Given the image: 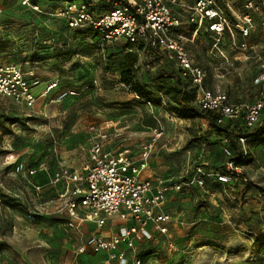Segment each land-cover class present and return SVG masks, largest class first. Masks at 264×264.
I'll return each mask as SVG.
<instances>
[{
	"label": "rangeland",
	"instance_id": "obj_1",
	"mask_svg": "<svg viewBox=\"0 0 264 264\" xmlns=\"http://www.w3.org/2000/svg\"><path fill=\"white\" fill-rule=\"evenodd\" d=\"M50 1L43 5L52 13L56 6ZM182 1L192 5V0ZM230 1L240 6L238 0ZM217 2L222 5L224 0ZM102 3L87 4L98 13L105 10ZM186 10L173 7L183 23L179 32L185 46L209 71V88L227 93L234 101L255 100L261 90L254 78L264 58L262 27H256L249 39L250 58H237L240 51L226 37L225 55H215L208 23L190 22ZM8 17L0 15V47L7 46L0 52V63L13 62L24 71L33 70L42 83L58 82L78 94L56 103L53 91L40 96L32 109L0 94V264H96L108 259L105 251H79L91 230L60 227L67 216L57 189L47 185L51 172L61 162L68 163L70 147L86 142L91 125H108L115 146L136 150L153 139L155 129L162 131L149 159L156 182L187 184L197 167L206 173H224L228 142L218 139L199 119L177 117L161 93L156 91V103L148 104L125 89L121 68L127 61L136 60L137 79L146 84L159 66L147 57L146 44L129 45L125 38L104 40L83 33L91 31L88 27L76 30L49 15ZM54 49L73 54L64 58ZM260 144L246 143L250 161L241 168L250 184H223L208 177L203 186L184 185L170 191L164 208L173 212L175 221L169 235L146 240L140 253L144 261L264 264V192L260 189L264 187V152ZM14 161L47 163L49 171L31 179L46 185L39 195L31 190L28 194L27 180L13 173Z\"/></svg>",
	"mask_w": 264,
	"mask_h": 264
},
{
	"label": "built area",
	"instance_id": "obj_2",
	"mask_svg": "<svg viewBox=\"0 0 264 264\" xmlns=\"http://www.w3.org/2000/svg\"><path fill=\"white\" fill-rule=\"evenodd\" d=\"M20 2L33 12L62 19L70 28L91 27L104 40L125 38L132 44L151 45L160 54L166 53L175 59L182 75L195 88L196 104L216 112L219 123L241 119L251 129L260 122L264 113V58L254 78L255 85L261 89L254 101H234L225 92L213 91L208 86L207 71L196 64L181 38L179 31L183 23L174 15L173 7L186 8L192 23L206 21L207 30L212 34V51L224 56L222 43L225 37L234 50H249V39L256 28L254 15L264 16V0H238V7L230 0H224L222 5L217 0H192L190 6L182 0H105L106 11L99 14L82 0L65 1L52 13L33 0ZM39 87L41 90L37 93ZM53 91H56L53 99L56 103L78 94L76 89L62 88L58 82L42 83L33 72H25L13 62L0 63V94L16 103L32 109L40 96ZM89 131V159L84 170L62 167L55 173L54 181L69 180L73 183L72 195L65 205L67 226L79 229L84 224L93 223L97 228L80 252L86 248L94 253L105 251L108 261L149 264L140 253L146 240L152 238L150 231H157L161 236L169 235L174 218L162 207L171 190H180L184 185L203 186L208 177H215L223 184L251 183L241 166L230 160L233 153L229 147L224 148L227 157L224 173H206L202 167H197L187 184L156 182L151 177H144L143 172L148 169L155 141L161 137L162 131L155 129L153 139L141 145L137 156H133L130 149L116 154L107 151L106 145L111 141L108 127L91 125ZM239 140L247 153L248 139L240 137ZM261 150L264 152V143ZM14 171L16 174L33 175L37 169L28 167L25 162L14 161ZM114 222L117 229L113 234L105 235L100 231Z\"/></svg>",
	"mask_w": 264,
	"mask_h": 264
},
{
	"label": "trees",
	"instance_id": "obj_3",
	"mask_svg": "<svg viewBox=\"0 0 264 264\" xmlns=\"http://www.w3.org/2000/svg\"><path fill=\"white\" fill-rule=\"evenodd\" d=\"M66 1V0H58ZM71 1V0H67ZM105 1V0H104ZM89 4V2H87ZM89 6V5H88ZM94 11V8L91 9ZM91 31H83V33H89L92 36L101 37V35L91 27H88ZM78 30L79 28H74ZM212 38V37H211ZM213 40V39H212ZM129 45H133L129 43ZM138 44H143L139 42ZM7 46L4 44L0 47V52L6 50ZM147 57L154 58L159 62V66L152 75L151 82L146 84L137 79V75L134 69L135 59L127 61L121 68V82L129 88L128 92L135 94L136 98H139L145 103H156L155 92L161 93L164 98L172 105L173 113L181 119L196 120L199 119L205 123L211 131L219 138L225 139L228 142L227 147L233 153L230 160L234 161L237 166H243L250 161L249 153H245L239 138H247L256 142L264 143V113L261 116L260 122L253 128L249 129L245 126V123L241 119L227 121L225 123H219V115L211 110L201 108L195 102L196 91L192 86L188 78L184 77L180 69L176 65L175 59L166 54L159 53L157 49L147 45ZM58 52V55H62L64 58L72 56L71 50L60 51L61 49H54ZM35 60V58L29 59ZM36 77H38L35 74ZM226 172V170H224ZM264 192V187H260ZM142 257V256H141Z\"/></svg>",
	"mask_w": 264,
	"mask_h": 264
},
{
	"label": "crops",
	"instance_id": "obj_4",
	"mask_svg": "<svg viewBox=\"0 0 264 264\" xmlns=\"http://www.w3.org/2000/svg\"><path fill=\"white\" fill-rule=\"evenodd\" d=\"M35 3L39 4L44 10L47 11V6L43 5V2H45L46 0H33ZM67 1V0H66ZM84 2H89V3H93V4H96L98 2H103V7H104V11H106V3L104 0H82ZM65 1H58V0H52L50 1L49 3H53L54 6H56V9L62 7L63 3ZM94 6V5H93ZM55 9V10H56ZM95 9L94 8V13L96 14H99V13H103V12H95ZM238 9H240V11L243 9L241 7H239ZM28 14H36V12H33L31 9H29L28 7H25L23 5H21V2L20 0H0V15L5 19L7 18L8 16H12V17H15V18H19L20 16L22 17H26ZM38 14V13H37ZM7 16V17H6ZM10 18V17H8ZM254 18H255V22H256V27L259 26L262 27L260 29H262L261 31L264 33V26L262 25V22L264 20V16L263 15H260V14H255L254 15ZM12 19V18H11ZM12 20H15V19H12ZM6 26V25H5ZM254 31V30H253ZM253 31H252V34L250 36V39L253 35ZM256 31H254V34H255ZM240 38V37H239ZM225 40V39H224ZM223 40V41H224ZM212 51V50H211ZM215 55H219L218 53H215L214 51H212ZM191 53V52H190ZM192 54V53H191ZM239 57L237 58H243V60L245 59H248L250 58L251 56V52L250 51H240L237 53ZM195 61V59H194ZM196 62V61H195ZM196 64H198L199 66L203 67L207 73H208V76H209V71L207 70V67L205 66V64H202L201 62H196ZM25 72H33L35 74V72L33 70H30V71H25ZM209 78V77H208ZM40 90H41V87L37 88L36 92L37 93H40ZM56 93V91H55ZM39 99V98H38ZM254 101V100H253ZM36 105V104H35ZM35 107V106H34ZM110 124V123H109ZM108 127V125L106 126ZM120 135H117V137H119ZM89 132L87 134V137H86V142H81V143H77L73 146L70 147V149L68 150L69 152V160H68V163H65V162H61V164L57 167V169H54V171L51 172V177H50V180H49V183L47 185H49L50 187H52L53 190L57 189V199L58 201H61L62 203V206L65 210V215L67 216V212H66V202L67 200L71 197V190L73 188V183L69 180H62L60 182H55L54 181V177H55V173L57 171H59L62 167H68L72 170H77V171H83L84 170V167L86 165V163L88 162V159H89V147H90V141H89ZM218 138V137H217ZM219 139V138H218ZM225 140V139H224ZM113 141L111 139V141L109 143H107L106 145V150L107 151H111L112 153L116 154L118 153L119 151H122L124 149H130L131 152H132V155L134 156H137L138 153H139V149L136 150V149H133L129 146H123L122 145H117L115 146L113 144ZM226 141V140H225ZM141 147V146H140ZM260 149H261V144H260ZM262 151V150H261ZM23 162V161H22ZM28 167L30 168H33V169H37L36 173L33 174V175H29L27 173H23V174H16L15 172H13L15 175L21 177L22 179H25L27 180L28 182V186L26 187L27 190H28V194L31 195V193L29 192V190L33 191L34 193L36 192L37 195H39L43 189L45 188L46 185H43V184H40L38 183V181H36V183H32L31 179L32 178H35L36 176H38L39 174H43V173H47L49 171V168L47 167V163H45L44 161H40L38 164L36 165H27ZM50 175V173H48ZM143 176L144 177H151V173H150V170H149V166H148V169H146L144 172H143ZM152 178V177H151ZM57 186L59 188H57ZM51 189V188H49ZM171 192L168 193V196H167V199L166 201L164 202V204L167 202L168 200V197L170 195ZM163 210L165 212H168L170 214L173 215V218H174V221H175V217H174V214L172 211L170 210H166L164 208V205H163ZM39 210V209H37ZM67 220L68 218L66 217V222L62 223L60 225L65 227L66 229H69L68 226H67ZM173 221V223H174ZM172 223V224H173ZM117 223L114 222V223H108L106 226H104L102 229H100V231L105 234V235H111L113 234L116 229H117ZM171 224V225H172ZM170 225V226H171ZM87 227L88 229L91 230V234L96 232L97 231V228L96 226L93 224V223H88V224H84L82 225L80 228H85ZM72 230H77L75 228H70ZM150 234L152 235V238L151 239H156L158 236L159 237H162L157 231H150ZM150 239V238H149ZM87 241V240H86ZM86 243V242H85ZM85 243L83 245L80 246L79 248V251L80 249L85 246ZM144 246V245H143ZM143 249V247H142ZM85 252H90L92 254H100V253H94L92 252L89 248H86L85 251H83V253ZM82 253V252H81ZM128 256V259H130V253L127 254ZM117 264H120L119 262L115 261ZM149 263V262H148ZM96 264H111L110 261H108V259L104 260L103 262H100V263H96Z\"/></svg>",
	"mask_w": 264,
	"mask_h": 264
}]
</instances>
